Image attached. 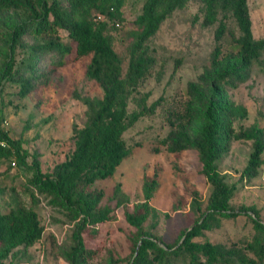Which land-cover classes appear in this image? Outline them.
Instances as JSON below:
<instances>
[{"label":"trees","instance_id":"1","mask_svg":"<svg viewBox=\"0 0 264 264\" xmlns=\"http://www.w3.org/2000/svg\"><path fill=\"white\" fill-rule=\"evenodd\" d=\"M188 0H143L135 18L139 26L129 45V61L114 46V36L108 31L110 21L119 25L123 19L126 0H0V11H13L7 30H2L0 46V88L6 82L16 85L19 97L31 94L42 80H47V69L40 70L39 62L51 55L50 69L90 56L86 74L103 89L102 95L75 93L86 105L83 125L73 124L75 147L51 170H44L39 152L30 161L22 139L12 137L3 127L0 115V158L14 157L19 164L33 170L25 189L30 194L27 203L20 192H12L8 209H0V264H7L11 255L40 240L45 226L38 203L44 196L51 206L65 210L75 228L71 244L62 253L70 264H93L103 243L96 233V224H104L112 217L113 208L102 205V189H88L97 179L114 175L117 167L131 153L125 131L140 117L152 113L162 96L151 103L148 93L138 96V107L129 110V102L139 84L150 73L156 61L147 44L162 22ZM204 22L214 23L215 45L210 64L195 79L187 83V98L179 108H170L171 128L160 139L168 151L195 149L202 162L201 172L212 185L208 209L192 226L182 231L178 243L160 240L144 223L152 214L157 222L158 211L151 198L159 185L158 172L145 174L144 199L137 201L133 210H126L127 220L136 229L131 233L132 255L124 264H264V220L258 208L242 204L237 210L231 204L237 185L226 179L217 161L227 153L234 139L252 141L248 162L240 179L250 181L260 173L264 164V125L249 127L236 122L248 116L247 106L235 100L229 88L248 79L255 61L264 53V36L255 37L248 0H202ZM231 11L240 29L225 43L229 31L227 11ZM223 15L219 18V13ZM0 18V26L5 23ZM30 34L33 43H25ZM25 46L28 54L18 65L17 48ZM155 149L159 150L160 145ZM120 190V184H117ZM200 193L192 192L191 206L201 209ZM250 213L255 227L253 237L243 244L227 245L210 239H195L214 226L222 216ZM168 215V214H166ZM91 230L92 233H89ZM96 232V233H95ZM181 259V261H178ZM110 264H120L111 261Z\"/></svg>","mask_w":264,"mask_h":264},{"label":"rangeland","instance_id":"2","mask_svg":"<svg viewBox=\"0 0 264 264\" xmlns=\"http://www.w3.org/2000/svg\"><path fill=\"white\" fill-rule=\"evenodd\" d=\"M255 37L264 36V0H248ZM143 0H126L123 19L119 25L110 21L108 31L114 36V46L123 58L124 67L129 61V45L135 38L139 26L135 18L141 11ZM14 12L0 11V18L6 21L0 26V46L3 45L2 30H7ZM223 11L219 13V18ZM202 0H188L175 9L152 35L147 44L156 61L149 75L140 82L138 91L129 102V110L138 107V96L148 93L151 103L162 96V101L152 113L140 117L124 133L131 153L123 159L111 177L97 179L88 189H102L101 204L113 208L112 217L104 224H96V236L103 243L93 264H110L116 261L124 264L132 255L131 233L136 227L126 218V210H133L137 201L144 199L143 182L145 174L158 172L159 185L151 198V204L158 211L154 224L152 214L144 223V228L153 232L160 240L178 243L182 231L192 226L208 209V198L212 185L201 172L202 162L197 150L181 152L168 151L160 139L171 125L168 120L170 108H180L187 98L186 87L191 79L210 64L215 45V29L219 19L207 24ZM229 31L225 43L232 34L239 35L240 29L231 11H227ZM25 43L35 40L30 34L24 35ZM28 54L26 47L18 46L17 59ZM51 55H45L39 62L40 70H48L47 80L38 83L36 89L25 97H19L14 83L6 82L0 88V115L3 127L15 138H21L31 162L33 154L39 152L44 170H51L55 163L65 159L75 147L73 124L83 125L86 120V105L75 93L102 95L100 84L87 76L86 69L90 56L69 61L51 70ZM230 95L248 108V116L236 122L249 127L264 125V53L255 61L246 81L229 88ZM160 145V149H155ZM252 150V141L232 140L230 150L218 161V169L226 174V179L237 188L231 204L237 210L242 204L258 208V217L264 220V164L260 173L250 181L240 179ZM33 170L19 164L14 157L0 158V209H8L14 189L30 202V194L25 187L30 182ZM120 184V190H117ZM200 193L201 209L191 206L192 192ZM39 210L45 231L40 240L11 255L7 264H70L62 251L71 244L75 220L63 209L51 206L41 197ZM168 214V215H166ZM89 233H92L89 230ZM255 227L250 213L242 211L237 216H222L213 227L206 229L197 240L210 239L227 245L243 244L251 239ZM178 261H181L179 259Z\"/></svg>","mask_w":264,"mask_h":264},{"label":"built area","instance_id":"3","mask_svg":"<svg viewBox=\"0 0 264 264\" xmlns=\"http://www.w3.org/2000/svg\"><path fill=\"white\" fill-rule=\"evenodd\" d=\"M0 142H3V140H0Z\"/></svg>","mask_w":264,"mask_h":264}]
</instances>
